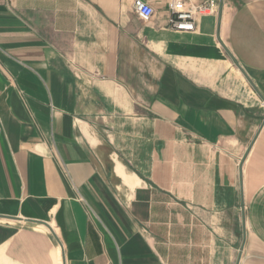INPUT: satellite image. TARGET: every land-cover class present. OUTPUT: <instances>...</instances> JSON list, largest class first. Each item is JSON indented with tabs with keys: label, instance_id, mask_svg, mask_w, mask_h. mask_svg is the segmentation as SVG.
Masks as SVG:
<instances>
[{
	"label": "crops",
	"instance_id": "0c3cea01",
	"mask_svg": "<svg viewBox=\"0 0 264 264\" xmlns=\"http://www.w3.org/2000/svg\"><path fill=\"white\" fill-rule=\"evenodd\" d=\"M134 1L0 0V264H264V0Z\"/></svg>",
	"mask_w": 264,
	"mask_h": 264
},
{
	"label": "built area",
	"instance_id": "2783aa9c",
	"mask_svg": "<svg viewBox=\"0 0 264 264\" xmlns=\"http://www.w3.org/2000/svg\"><path fill=\"white\" fill-rule=\"evenodd\" d=\"M220 1L202 0L200 3H193L190 0H173L168 7L169 24L176 31L193 32L199 18L218 12ZM134 8L140 18L146 21L155 14L147 0H135Z\"/></svg>",
	"mask_w": 264,
	"mask_h": 264
}]
</instances>
